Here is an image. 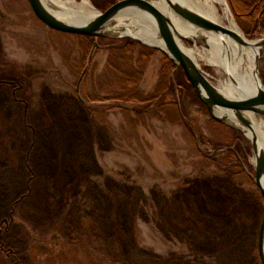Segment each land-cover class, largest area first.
<instances>
[{"label": "rangeland", "instance_id": "374dc122", "mask_svg": "<svg viewBox=\"0 0 264 264\" xmlns=\"http://www.w3.org/2000/svg\"><path fill=\"white\" fill-rule=\"evenodd\" d=\"M89 1L99 12L112 6V0ZM230 11L247 40L264 39L259 31L252 36ZM127 39L132 40L89 42L48 28L28 0H0V103L15 116L13 128L19 121L21 133L14 149L16 168L4 171L8 186L0 197L1 218L27 194L16 207L19 222H0V241L14 250L20 264L35 263L30 248L46 256V264H69L58 245L76 242L106 264H132L135 254L145 260L185 256L179 264H202L197 257L215 250L195 247L194 226L227 242L245 234L251 249L258 248L264 203L255 183L251 140L241 132L254 172L245 166L239 176L231 175L203 157L213 150L196 142L179 104L137 115L112 100L109 92L123 87L117 81L134 89L140 79L147 95L162 85L161 54L138 47L130 54L129 47L111 42ZM184 43L220 87L223 74L198 54L207 45ZM259 72L264 83V59ZM181 96L202 134L232 148L238 144L188 94ZM96 98L101 100L94 103ZM0 152L5 155L8 148ZM252 264H262L260 256Z\"/></svg>", "mask_w": 264, "mask_h": 264}, {"label": "trees", "instance_id": "16d2710c", "mask_svg": "<svg viewBox=\"0 0 264 264\" xmlns=\"http://www.w3.org/2000/svg\"><path fill=\"white\" fill-rule=\"evenodd\" d=\"M115 2V0L109 1L111 5L115 4ZM228 3L237 22L242 26L246 25V27H249V30L252 29V36H254V33L258 31L261 35H264V0H228ZM97 6L100 8L99 5ZM78 37H82L89 42H93L95 39L85 36ZM111 42L124 44V47H129L132 50L131 52H129L130 54H132L134 49L137 47L141 48L144 51H150L151 53H159L161 54L162 66V71L160 72L162 85L154 93L147 95L142 90H140V79L135 80V86H137L134 89H126L128 85L127 83H123V81H117L118 83H121L120 85H123V87L120 88L121 92H118V89L115 90V88H113V90L109 92V96L112 98V100L118 101L122 105L124 104L123 106L126 110L137 115H143L149 111H158L165 107H177L179 104V106H181L180 110L178 108L179 113L183 117V119L191 125L187 126L196 139V142L199 144L207 145L213 150L212 154L202 153V155L204 154L203 157H206L208 161L216 166V168L231 175L239 176L244 171L245 166H247L251 171L254 172L253 166L248 162L250 150L249 148L243 147L241 144L243 140V135L241 132L223 125L226 130L230 131L233 134L234 137L232 139L238 142V144H236L232 148L229 143L228 145L224 142H214L211 139H208L204 134H202V131L196 122V117L192 118L187 115L186 106H183L184 100L183 103L181 101V99H184V96L180 97V95L184 93L185 95L188 94V96L192 98V104H198L202 107L203 111L205 110L207 113L209 112L207 107L198 98L181 67H178L162 52L147 48L136 41L127 39L125 41L111 40ZM130 59L134 60V56L131 55ZM114 72H117V68L114 69ZM140 72L143 73V71L141 70ZM125 81L129 82L130 80ZM100 100L101 99L96 98L94 100V103ZM0 106H2L0 107V151H2V149L4 148H8L7 154L4 155L0 152L1 197V194L4 193L8 186L6 182H3L6 176L4 171L14 169L17 165V157L14 149H16L17 139L20 137L21 133L19 128V121L17 122V128H13L12 123L14 121L13 119H16L15 116L7 115L6 111L3 108L4 105L0 103ZM210 120L213 123L222 126L221 123L219 124L211 117ZM12 144L14 145L12 146ZM28 190H30V187H28ZM26 197L27 194H24L20 199L13 202L9 208L7 216L1 218L2 213L0 212V222L3 224H8L11 222L18 223L19 221H17L16 219V207L20 203V201L26 199ZM192 228L193 230L190 232V235L194 239L193 241L195 247L211 246L215 250V253L211 256L197 257V260H199V262L201 261L202 264H207L206 259H209L211 261L210 264H252L253 258L255 256L256 258L259 256L257 246L254 250H252L249 245V240L245 237V234L240 233L238 234V237L231 238L232 240L230 239L227 242L226 238H222L219 235H209L199 226H194ZM136 229L137 225L133 224L131 230L133 239L131 242L135 250L136 245L138 244L137 237L134 234L136 232ZM226 243L228 244V247L227 245L225 246ZM58 246L62 250H65L67 252L69 264H106L105 262L99 260L88 249V246L82 242L71 244L60 243ZM28 253L30 257L33 258V261L35 263L46 264L44 260L46 256L40 254L37 249L30 248V251L28 250ZM135 253L138 254V251H136ZM133 256L134 261L132 260V264H179L180 262H182V260L185 259V256L178 258L174 255H172L173 257L171 256L162 260H153L151 258H147L146 260L140 259L137 258L136 254ZM43 260L44 263H42ZM0 264H20V259L18 255L14 253V250L10 247H6L1 241ZM121 264H124V261L121 262ZM125 264L127 263L125 262ZM187 264H192V262L187 261Z\"/></svg>", "mask_w": 264, "mask_h": 264}, {"label": "water", "instance_id": "95a60500", "mask_svg": "<svg viewBox=\"0 0 264 264\" xmlns=\"http://www.w3.org/2000/svg\"><path fill=\"white\" fill-rule=\"evenodd\" d=\"M28 2L36 17L54 31L97 39L127 37L147 48L162 52L178 67H181L214 121L242 132L246 137H248L246 132L252 134V137H248V139L252 143L255 183L264 203V143L257 135L256 122L252 117L264 121V83L259 72L260 60L264 59V39L255 41L243 39L235 31L209 20L178 0H121L105 12L96 10L97 14L93 17L78 21L59 18L45 3V0H28ZM157 2H164L166 10H161L157 6ZM128 13H141L149 16L163 42L164 49L148 44L139 38L123 35L127 28L118 24V18ZM171 15L180 18L194 32L201 33L202 36L198 38L185 37L176 28ZM204 33H213L220 38L229 36L240 45L257 52L254 70L256 88L252 93L239 98L227 96L186 52L183 47V45L185 46L184 41L193 44L205 43L208 46ZM258 251L262 264H264V216L259 232Z\"/></svg>", "mask_w": 264, "mask_h": 264}, {"label": "bare ground", "instance_id": "6f19581e", "mask_svg": "<svg viewBox=\"0 0 264 264\" xmlns=\"http://www.w3.org/2000/svg\"><path fill=\"white\" fill-rule=\"evenodd\" d=\"M52 12L59 18L67 21L85 20L97 14L94 6L89 0H45ZM179 2L192 8L199 14L214 21L229 30L235 31L243 39L244 33L238 28L227 0H178ZM157 6L165 11L164 2H157ZM220 6L222 9L220 10ZM176 28L185 37H201V33H196L193 29L175 15H171ZM118 24L127 29L123 32L125 36H132L142 41L164 49L163 42L159 37L155 25L151 18L141 13H128L118 18ZM208 48L198 54L209 65L217 68L223 74V81L220 83L221 90L232 98H239L252 93L256 88L255 61L257 52L246 48L229 36H219L213 33H204ZM186 52L195 59L194 50L188 49L183 45ZM198 64V62H197ZM256 122L257 135L264 143V121L252 116ZM249 138L252 134L246 132ZM264 182V181H263Z\"/></svg>", "mask_w": 264, "mask_h": 264}]
</instances>
